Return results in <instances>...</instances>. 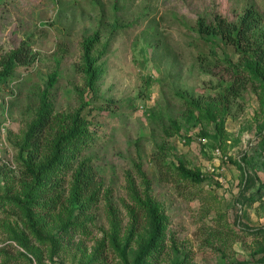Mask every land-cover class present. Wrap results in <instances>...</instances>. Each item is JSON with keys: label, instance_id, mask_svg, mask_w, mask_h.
<instances>
[{"label": "rangeland", "instance_id": "1", "mask_svg": "<svg viewBox=\"0 0 264 264\" xmlns=\"http://www.w3.org/2000/svg\"><path fill=\"white\" fill-rule=\"evenodd\" d=\"M247 14L255 42L245 48L258 50L264 0H0V60L22 45L30 50L0 91V264H134L153 211L165 237L145 264H264V253L256 256L264 249V87L246 81L223 125L216 115L198 125L187 116L190 101L205 117L232 70L245 75L238 65L251 59L221 37H201L199 20L239 23ZM44 102L53 122L38 153L25 140ZM78 115L85 142L65 146L40 183L29 159L35 172L50 164L55 138ZM181 165L204 182L183 180ZM80 167L85 186L71 208ZM29 197L39 238L21 211ZM50 200L64 206L48 216ZM68 221L74 229L62 232Z\"/></svg>", "mask_w": 264, "mask_h": 264}, {"label": "trees", "instance_id": "2", "mask_svg": "<svg viewBox=\"0 0 264 264\" xmlns=\"http://www.w3.org/2000/svg\"><path fill=\"white\" fill-rule=\"evenodd\" d=\"M255 23V16L247 14L239 23H232L226 20L224 17L216 16L213 23L207 22L205 19H201L198 22V33L201 37H205L209 40L216 39L218 37H221L223 41H225L228 44H231L236 48V50L239 52V54L245 56V55H251V59L248 60L245 63H240L238 66H243V71L245 75H242L236 71H233L232 68L229 69L232 75V84L227 86L225 89L224 96L221 100H219L218 104H214V107L212 110L207 109L205 112L207 113L206 116L202 117L201 113L199 115H196L195 110L193 109L198 108L202 109V105L195 103V102H187V116L188 119L192 122L194 125H198L201 123L202 118H209V119H215L216 117L221 118V125H223L224 121L226 120V115L229 107V100L232 97H238L240 94L247 88L246 87V81H258L260 82V85L264 87V79L261 81V76H264V47L253 49V48H245V44L253 43L255 40L250 36V31L254 27ZM95 39H89L84 42L83 44V50H84V59L86 61V78L88 85H93L94 79L96 78L98 74V70L94 68L92 70V65L94 62L90 61V54L92 51V46L94 44ZM264 44V43H263ZM29 49L22 45L18 49L14 50L9 56H6L0 60V91L4 88V86H7V84L10 82L11 78L13 77L17 63L25 61L29 55ZM255 51V52H254ZM254 52V54H252ZM253 59V60H252ZM236 72V74H234ZM57 80V73L53 74L51 76L50 81V87L53 86V84L56 83ZM44 98L42 100L45 99ZM188 120V121H189ZM53 122V119L51 118L50 108L49 105H47L45 102L42 103L41 109L39 110L37 120L33 123L31 126L29 132L26 136V143L30 144L35 152H40L42 150L41 142L43 144V148L46 147V138L45 136L46 131L49 127H51ZM174 124V123H173ZM86 129H84V126L82 124L81 116H76L71 123V125L62 131L61 135L55 138V142H53L54 146L52 148V154L54 157L49 161L50 164L43 167L39 172H35L33 164H31V159H29L28 163V170L31 174H36L40 177V183L42 179H44V176L50 171V169L55 166L56 168L59 166L60 163V153L63 150L65 146H68L70 143L72 144V147H81V141L83 140L85 142V138L83 137L86 135ZM35 143V146L33 144ZM38 154L33 152L32 156H37ZM31 156V157H32ZM58 160V162H57ZM28 160H25V163L27 165ZM57 162L56 164H54ZM85 167V166H84ZM84 167H80L76 174V178L74 181V187H73V194L70 199L67 200V204L71 205V208L75 207V205L78 204V198L80 194L83 192L85 182L84 177L86 175V172L84 170ZM179 171V176L183 178V180H191L193 183H203L204 177L199 172L193 171L191 169L185 168L183 165L179 166L177 168ZM30 191V190H29ZM41 193V192H38ZM42 194V193H41ZM45 196H49L48 193L45 194ZM95 200L94 195H91V197L85 202L82 203L80 208L78 210H82L86 204L90 206ZM27 206L25 210L26 211V218L29 222L28 226L30 229V232L35 234L37 238L41 237L39 230H38V220L33 216L32 211L30 208L35 207L36 199L29 197L27 200ZM57 204H61L62 207L64 206L63 202H59L58 200H50L48 202H45L43 205L46 207L45 211L48 216L53 215L55 209L58 207ZM66 205V204H65ZM26 209H29L28 211ZM69 213V210L67 208H64ZM73 213V212H72ZM150 217L152 219V227H151V235L149 236V239L147 241V244L142 247V249L139 251L137 258L135 259L134 264H145L149 259L155 258V254L158 253L157 247L160 246L162 241H164V228H165V222L164 219L157 214L155 211H153L150 214ZM71 221V219L69 220ZM67 222L66 224H63L62 232L68 231V228L70 227V222ZM70 228L74 229V225H72ZM259 234H263L264 230H260L258 232ZM118 234V233H117ZM117 234L113 235V238L117 237ZM160 248V247H159ZM126 248H123L122 257L126 259ZM264 253V249L256 253V256H259L260 254ZM127 260V259H126ZM154 261V260H153ZM264 259L262 260V262Z\"/></svg>", "mask_w": 264, "mask_h": 264}, {"label": "built area", "instance_id": "3", "mask_svg": "<svg viewBox=\"0 0 264 264\" xmlns=\"http://www.w3.org/2000/svg\"><path fill=\"white\" fill-rule=\"evenodd\" d=\"M5 131H6V128H2V130L0 132V147L2 146L3 139L5 138V134H4Z\"/></svg>", "mask_w": 264, "mask_h": 264}]
</instances>
